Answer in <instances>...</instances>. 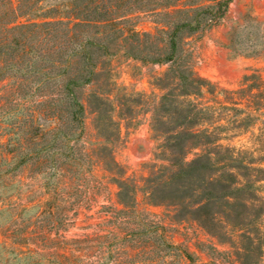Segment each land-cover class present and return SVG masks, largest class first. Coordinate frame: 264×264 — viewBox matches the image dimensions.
I'll use <instances>...</instances> for the list:
<instances>
[{
	"label": "rangeland",
	"instance_id": "1",
	"mask_svg": "<svg viewBox=\"0 0 264 264\" xmlns=\"http://www.w3.org/2000/svg\"><path fill=\"white\" fill-rule=\"evenodd\" d=\"M70 1L43 0L18 21L62 19ZM225 2L212 25L179 34L174 64L152 59L176 18L120 22L124 34L106 40L109 54L94 56L96 74L78 88L75 160L0 178V243L9 226L11 242L45 261L94 262L102 246L107 264H264V0ZM24 105L0 107V130L24 120ZM203 153L199 170L172 175ZM138 238L147 250H132ZM13 255L0 248V264H25Z\"/></svg>",
	"mask_w": 264,
	"mask_h": 264
},
{
	"label": "trees",
	"instance_id": "2",
	"mask_svg": "<svg viewBox=\"0 0 264 264\" xmlns=\"http://www.w3.org/2000/svg\"><path fill=\"white\" fill-rule=\"evenodd\" d=\"M41 1L17 0L16 6L10 2L11 7L0 10V107L6 102H12L14 107L23 102L22 110L26 115L12 128L0 130L2 179L10 178L15 169L26 164L32 165V173L36 175L49 173L44 171L46 168H53V174L61 173L57 164L59 158L67 163L75 160L68 131L82 124L84 107L78 97V88L92 82L96 74L94 56L109 54L106 40L124 34L120 22L136 12L153 15L163 11V15L176 18L177 22L169 23V30L163 32L167 34L166 54L152 59L156 63L174 64L180 60L179 34L185 31L190 35L212 25L222 16L226 6L225 0H202L200 3L191 0H71L62 19L18 21ZM136 35L129 31L128 37ZM206 157L204 153L197 156L179 166L172 175L196 172L203 160H209ZM9 228L2 231L4 240L0 248L6 255L14 253V260L22 259L25 264H64V260L79 261L87 257L78 253L70 258L51 252L55 260L47 258L49 260L45 261L37 249H29L26 255L20 244L15 242L18 246H14L16 244L11 242L13 232ZM139 239L131 246L132 250L149 248ZM107 253L106 247H95L94 262L79 261L78 264H107ZM32 255L37 258L34 262H30Z\"/></svg>",
	"mask_w": 264,
	"mask_h": 264
}]
</instances>
